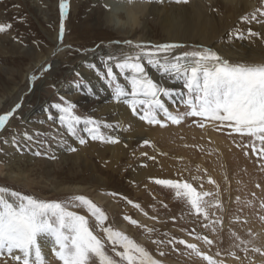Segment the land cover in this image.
<instances>
[{
	"label": "rangeland",
	"instance_id": "rangeland-1",
	"mask_svg": "<svg viewBox=\"0 0 264 264\" xmlns=\"http://www.w3.org/2000/svg\"><path fill=\"white\" fill-rule=\"evenodd\" d=\"M68 2L69 10L68 17L64 19L63 43L71 44L72 48H65L64 52L55 58L59 62L57 65L59 72L54 77L47 79L41 77L35 84H30L31 75L39 76L35 62L41 55L54 50L59 43L60 0H0V23L12 25L11 29L0 33L2 37H0V97L6 98V102L0 108V114L10 111L16 103L21 102V98L24 100L21 109L17 110V115H14L9 125L0 131V149H2L0 166L4 171L0 173V187H8L13 191L45 200H65L72 196L84 195L105 211L110 221L115 222L111 226L124 231L125 234L142 243L154 256H158L154 251L155 246L148 238L147 227L159 229L153 238L160 232H169L180 238H186L189 242H195L180 229L190 230L195 227L197 231H201L202 224L207 221L194 219L189 215L183 198L177 197L174 190L157 185L155 180L173 178L178 174V170L188 169L193 174L204 175L206 190H215V185L206 183L207 176L211 175L220 185L221 200L224 204L223 211H216L215 216L212 217V219L219 217L223 222L215 226L217 239L222 242L217 246L237 252L241 256L242 264H247V259L244 258L241 250L245 245H240V248L233 246L238 244L239 240L252 241L254 246L264 245V219H261L264 216V209L260 207L262 193L261 189L255 187L260 183L264 188L261 163L252 153L245 155V150L237 148L225 132L215 131L211 125L200 129L192 124L191 120L181 125L169 123L167 127L148 125L138 117L132 116L131 109L126 105L123 106L141 126L129 117L116 119L113 109V104L116 102L107 88L109 93L106 90L100 93L93 85L98 98L88 96L83 89L72 96L68 89L73 85L70 79L65 77H74L75 71H80L79 68L86 67L88 63H95L100 70H103L101 57L109 54L110 49L105 45L111 40L118 39L123 42L131 39L134 43H144L149 46L166 42L161 41L160 29L157 23L153 24L152 17L149 24L153 27L154 41H145L140 36L139 27L134 29L133 35L112 30L104 17L105 11L109 13L112 11V0H103L109 4L111 11L102 9L101 2L95 0H68ZM150 4L156 3H149L147 6L149 7ZM262 4L264 0H259L255 8L261 7ZM140 6L142 8L144 5H139V8ZM241 17L228 19L229 22L231 21L230 24L221 28L225 30V35L218 39L220 44L218 53L227 54L228 57L225 58H229L230 61L264 62V43L259 38H254L255 43L249 40L239 41L234 36L229 39L230 33L236 28L245 33L249 28L259 31L241 20ZM257 18L264 19L259 15ZM34 41L39 43V47ZM97 44H100L99 48H96ZM122 48L126 49L127 46L123 43L112 46L114 50ZM92 49L95 51H89ZM185 50H188L187 47L177 49L175 54H181ZM250 51L254 53L250 54ZM97 53L99 55L96 57ZM146 67L153 77L154 72L159 73L151 66ZM92 71L90 81L80 71L81 76L91 85V81L96 82L97 76L96 71L94 69ZM114 71L118 73L117 69ZM159 77L163 81L164 77ZM29 87L32 91H28ZM57 91L59 95H65L66 99L77 104L78 114L87 113L93 115L94 119L103 118L107 123L120 122L123 125L118 132L121 143L110 145L90 141L86 145H79L69 137V143L77 147V152L63 151L53 143L51 146L56 152L55 160L43 155L33 156L32 151L36 146L35 132L48 133L49 136L63 133L64 136H68L58 122L47 120L44 111L47 104L59 101ZM103 96L106 98L103 99ZM102 106H106L105 109L109 112L100 111ZM40 120H44L45 123L40 124ZM124 128H127V131H124ZM25 132L34 137L31 150H28L23 143ZM13 136H18L21 143L13 144ZM130 136H133L131 141L126 139ZM4 140L8 143L5 144ZM144 140H148L149 143L145 144ZM152 156L156 159H149ZM9 166L16 170L23 169L24 176L27 174V180L7 177L6 171ZM197 167L200 168V173H196ZM204 170H207L206 173ZM78 184L82 188L74 189L73 186ZM69 187L72 188L67 189ZM112 192H117L118 195L113 197L110 195ZM253 192L256 196L252 195ZM128 200H132V204H128ZM137 204L139 208L135 207ZM145 212L148 213L147 216L144 215ZM125 215L138 220L145 225V228H137L130 222L124 221ZM153 216L156 217L155 220L150 219ZM208 231L204 229L201 234ZM236 237H239V240ZM249 258L258 259V254L250 253ZM227 259L229 264H233L230 257ZM167 264H199V261L195 258L190 260L180 253H173L169 255Z\"/></svg>",
	"mask_w": 264,
	"mask_h": 264
},
{
	"label": "snow or ice",
	"instance_id": "snow-or-ice-1",
	"mask_svg": "<svg viewBox=\"0 0 264 264\" xmlns=\"http://www.w3.org/2000/svg\"><path fill=\"white\" fill-rule=\"evenodd\" d=\"M165 2L149 0V3ZM173 2L175 5H188L190 0H167L169 4ZM131 3L132 0H129ZM101 4L102 9L111 11L109 4L103 0ZM59 9V43L51 53V58L37 65L39 76L31 75L30 84H35L41 77H54L59 72V62L55 58L65 48H72L71 44L63 43L68 0H60ZM258 15L264 17V4L242 16L241 20L247 24L255 21L262 26L261 31L249 28L245 33L236 28L230 33L229 39L234 36L239 41L255 43L254 38H259L264 43V19H258ZM11 27L10 23H0V33H5ZM34 43L39 47L38 42ZM121 43L127 48L112 49L113 45ZM105 46L110 52L101 57L103 70L95 63H88L86 67L96 71L117 105H126L131 109L132 116L148 125L167 127L169 123L181 125L188 120L200 129L211 125L215 131L225 132L237 148L245 150V155L252 153L261 163L260 170L264 172V62L230 61L217 50L197 44L154 43L149 46L134 43L131 39L123 42L114 39ZM99 47L100 44H97L96 48ZM186 47L188 50L175 54L177 49ZM146 66L157 69L164 77L163 81L150 75ZM65 78L70 79L77 92L83 89L88 96L98 98L97 92L81 76L80 71H75L74 77ZM105 90L99 87L100 93ZM28 91H32V88L29 87ZM56 94L59 101L47 104L44 111L47 120L58 122L68 136L63 133L49 136L48 133L35 132L33 156L43 155L55 160L56 152L51 146L53 143L63 151L77 152V147L69 143V137L79 145H86L90 141L110 145L121 143L118 132L123 125L120 122L107 123L103 118L94 119L93 115L87 113L78 114L77 104L66 99L65 95H59V91ZM22 103L23 98L10 111L0 114V131L17 115ZM39 123L44 124L45 121L40 120ZM123 130L127 131V128ZM33 139V135L27 132L23 134V143L28 150L32 149ZM4 143L8 141L4 140ZM12 143L19 144L21 140L13 136ZM144 143L148 144L149 141L144 140ZM149 159L155 160L156 157ZM200 171L197 167L196 173ZM155 183L174 190L177 197L183 198L189 215L194 219L207 221L202 224L201 231L195 227L190 230L180 229L195 242L169 232H160L153 238L159 229L147 227L148 238L158 253V256H154L142 243L111 226L115 222L110 221L105 211L84 195L65 200H45L0 187V264H167L169 255L173 253H180L190 260L195 258L199 264H229L227 257L231 258L233 264H242L237 252L217 246L222 242L217 239L215 226L223 222L219 217H212L216 211H223L224 204L220 185L211 175L207 176L206 183L215 185V190H206L204 175L193 174L188 169L178 170L173 178L156 179ZM255 187L261 189L260 207L264 209V188L260 183ZM110 195L116 197L118 193L112 192ZM252 195L256 196V193ZM127 203L132 204V200ZM135 207L140 206L137 204ZM150 219L155 220L156 217ZM123 220L137 228H145V225L131 216L125 215ZM204 229L209 231L201 234ZM236 238L239 240V237ZM240 245H245L241 250L247 264H264V245L254 246L252 241L239 240L233 247L240 248ZM250 253L258 254V259L249 258Z\"/></svg>",
	"mask_w": 264,
	"mask_h": 264
},
{
	"label": "bare ground",
	"instance_id": "bare-ground-1",
	"mask_svg": "<svg viewBox=\"0 0 264 264\" xmlns=\"http://www.w3.org/2000/svg\"><path fill=\"white\" fill-rule=\"evenodd\" d=\"M95 1L101 2V0ZM258 4L259 0H190L188 5H175L174 3H167L166 0L164 4H150L149 7L143 6L142 8L140 6V10L142 12L141 19H143L141 20L140 26H138L141 29L140 36L144 38L145 41H154L153 27H151L149 24L152 20L153 24H158L157 26L159 27L160 33L162 35V42L185 43V45L197 44L203 45L205 47H212L213 50L220 51L218 39L225 35V30L221 28L230 24L231 21L229 22L228 19L234 20L236 17H241V15L252 12L253 9L258 6ZM109 16L110 13L105 11V22H107L108 25L109 19H107V17ZM150 17H152L151 20ZM251 27L259 31L262 30V26L256 23H252ZM133 31V29H122L118 31V33L133 35ZM221 50L224 51L222 48ZM52 51L53 49L49 53L41 55L40 58L38 55L37 58L39 59L35 62V65L37 66L41 64V62L48 60L51 57ZM252 52L254 53V51H250L249 53L253 54ZM98 55L99 53H97L95 56L97 57ZM224 56L228 57L227 54ZM79 70L83 73L85 78L90 81L93 71L87 69V67H81ZM154 73V77L161 81L159 77L161 75H159L157 72ZM120 79L123 81L122 77H120ZM91 82L92 86L94 85L98 89V86L105 89L107 88V86L99 80L98 76H96V82ZM68 92H71L72 96L78 93L74 86H71L70 89H68ZM106 92L109 93L107 90ZM102 98L105 99L106 97L103 96ZM5 100V97H0V108L4 105V102H6ZM113 105H115L113 109L116 114V119L129 117L130 119L136 121L139 126H141L138 120L134 119L130 115L126 107L117 105L115 103ZM105 108L106 106H102L100 111L109 112ZM132 137L133 136H130L126 139L131 141ZM3 172L4 171L0 166V173ZM24 172L25 171L23 169L18 168V170H16L9 166L8 171H6V176L14 180H20L21 178L27 180V174L25 173L26 176H24ZM71 188L69 187L67 189ZM73 188L79 189L82 187H80L78 184L73 186ZM54 189H56V187Z\"/></svg>",
	"mask_w": 264,
	"mask_h": 264
},
{
	"label": "clouds",
	"instance_id": "clouds-1",
	"mask_svg": "<svg viewBox=\"0 0 264 264\" xmlns=\"http://www.w3.org/2000/svg\"><path fill=\"white\" fill-rule=\"evenodd\" d=\"M145 7L149 4V0H112V11L110 13L109 26L114 31L122 29H135L141 24L142 12L139 5Z\"/></svg>",
	"mask_w": 264,
	"mask_h": 264
}]
</instances>
